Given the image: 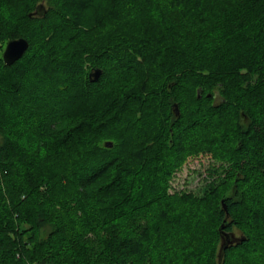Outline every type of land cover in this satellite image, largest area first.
<instances>
[{
  "label": "trees",
  "instance_id": "16d2710c",
  "mask_svg": "<svg viewBox=\"0 0 264 264\" xmlns=\"http://www.w3.org/2000/svg\"><path fill=\"white\" fill-rule=\"evenodd\" d=\"M0 264H264V0H0Z\"/></svg>",
  "mask_w": 264,
  "mask_h": 264
},
{
  "label": "rangeland",
  "instance_id": "374dc122",
  "mask_svg": "<svg viewBox=\"0 0 264 264\" xmlns=\"http://www.w3.org/2000/svg\"><path fill=\"white\" fill-rule=\"evenodd\" d=\"M217 165L218 163L209 157H192L173 174L171 186L174 190L199 193L205 183L215 177L214 169Z\"/></svg>",
  "mask_w": 264,
  "mask_h": 264
},
{
  "label": "water",
  "instance_id": "95a60500",
  "mask_svg": "<svg viewBox=\"0 0 264 264\" xmlns=\"http://www.w3.org/2000/svg\"><path fill=\"white\" fill-rule=\"evenodd\" d=\"M41 9H43V5L39 4L33 12L29 13V16L39 14ZM28 45H29L28 41L24 37L8 40L2 53V58L4 63L10 65L14 61L19 59L22 56V54L25 52V50L28 48ZM101 74H102V68L95 67L89 71L88 78L90 81H96L101 76ZM173 111H176L178 113L177 104H173ZM105 145L111 147L112 142L107 141ZM223 226H224L223 223H221V225L219 226L220 239H221V243L218 251L219 262L221 261L224 249L227 248L229 244H232L239 240H244V237H239L235 235L233 232L224 231Z\"/></svg>",
  "mask_w": 264,
  "mask_h": 264
}]
</instances>
